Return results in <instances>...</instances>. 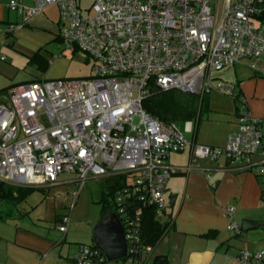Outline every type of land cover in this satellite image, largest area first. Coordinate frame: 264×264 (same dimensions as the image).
Instances as JSON below:
<instances>
[{
  "label": "built area",
  "instance_id": "obj_1",
  "mask_svg": "<svg viewBox=\"0 0 264 264\" xmlns=\"http://www.w3.org/2000/svg\"><path fill=\"white\" fill-rule=\"evenodd\" d=\"M82 1H9L25 20L56 5L60 41L92 61L87 76L44 78L0 95V182L39 187L73 174L75 198L90 178L117 180L109 203L123 229L125 258L145 264L155 247L143 240L145 210L153 207L159 220L165 215L164 193L177 171L225 157L231 168L261 177L264 198L260 117L239 110L235 130L219 146L188 137L192 121L165 123L142 107L151 80L162 90L216 91L243 102L236 83L218 74L235 65L258 69L257 60H264V0ZM184 150L190 152L188 167L168 162L171 153ZM234 211L230 205L225 213ZM69 220L68 213L60 217L62 233ZM227 228L241 232L234 220ZM73 260L105 264L107 258L94 243H81ZM238 260L259 264L264 250L240 249Z\"/></svg>",
  "mask_w": 264,
  "mask_h": 264
},
{
  "label": "crops",
  "instance_id": "obj_2",
  "mask_svg": "<svg viewBox=\"0 0 264 264\" xmlns=\"http://www.w3.org/2000/svg\"><path fill=\"white\" fill-rule=\"evenodd\" d=\"M9 1L0 0V95L17 85L65 77L62 54L49 48L55 42L60 44L58 7L49 5L25 20ZM21 1L28 6L34 3ZM10 24L18 26L7 32ZM239 66L244 69L226 68L218 75L236 83L243 102L232 97L234 109L218 103L222 93L206 94L199 122L190 119L193 131L186 132L188 137L198 143L224 145L236 128L239 110L244 108L262 119L264 129V60H257L259 69ZM233 71L234 78L227 77ZM168 162L188 167L189 150L171 153ZM197 164L169 178L164 193L165 215L160 219L166 223L165 231L145 264H241L240 249L264 250L261 177L231 168L225 157L201 159ZM70 178L39 187L7 184L19 190L13 194L0 187V264H77L73 256L81 243H94L93 228L103 213L101 210L97 218L85 220L73 218L69 211L66 232L58 229L60 217L67 214L63 208L72 205L64 194L71 190L74 176ZM230 205L235 207L232 216L225 213ZM231 220L241 225L238 235L227 228ZM244 221L252 225L244 229ZM105 264L136 263L121 258L106 260Z\"/></svg>",
  "mask_w": 264,
  "mask_h": 264
},
{
  "label": "trees",
  "instance_id": "obj_3",
  "mask_svg": "<svg viewBox=\"0 0 264 264\" xmlns=\"http://www.w3.org/2000/svg\"><path fill=\"white\" fill-rule=\"evenodd\" d=\"M151 93L148 97L142 101V107L157 117L159 120L165 123L176 122L180 125L181 122H185L190 119L197 120L199 122L202 114L200 106L205 103L204 95H196L191 93L182 92L176 88L162 90L156 86L153 80L150 81ZM106 193L103 192L105 199L102 204V213L112 209L109 203V197L113 194L117 180H107ZM0 187L7 189L5 192L13 194L17 189H13L12 186L7 185L4 182H0ZM107 195V196H106ZM166 223L155 218L153 207H149L145 210L143 217L142 236L145 243L156 245L164 234Z\"/></svg>",
  "mask_w": 264,
  "mask_h": 264
},
{
  "label": "rangeland",
  "instance_id": "obj_4",
  "mask_svg": "<svg viewBox=\"0 0 264 264\" xmlns=\"http://www.w3.org/2000/svg\"><path fill=\"white\" fill-rule=\"evenodd\" d=\"M90 2V0H83L82 4L87 5ZM60 44L58 45L57 42H55V45H51L49 48L52 53L62 54V60L61 66L62 69L65 70V77L67 78H78V77H84L90 74V68H91V61L92 59L89 57L88 59L80 54L78 51H72L69 49H66L63 45V43L60 41ZM234 69H244L241 68L239 65L233 66ZM235 72L233 71L227 77L234 78ZM211 93H220L213 91ZM220 97H217L218 103L221 105H225L227 107L231 106L235 109L236 102L233 100V98L227 94H219ZM213 96V95H212ZM138 117H135L134 123H137ZM75 177L73 174H62L58 177V180L67 179L70 177ZM71 179V178H70ZM76 179H72L71 181V190L68 192H65L68 197V203H73V207L65 206L63 208V211L65 213L69 214V211L73 218L76 217L77 219L83 218L85 220L93 218H97V215L102 210V204H104V197L103 192H105L106 189V182L103 180L101 181L98 178H90L88 179L85 184L80 188L77 196L73 197V192L76 190ZM32 192L35 191L34 189L31 190ZM39 192V191H37ZM62 192V191H61ZM39 193H42L41 191ZM106 193V192H105ZM56 194V193H54ZM64 195L63 193H61ZM107 196V195H106ZM110 197L109 195L107 196ZM56 199V198H53ZM75 199V201H74ZM70 201V202H69ZM106 202V201H105ZM47 210H50V206L48 205Z\"/></svg>",
  "mask_w": 264,
  "mask_h": 264
},
{
  "label": "water",
  "instance_id": "obj_5",
  "mask_svg": "<svg viewBox=\"0 0 264 264\" xmlns=\"http://www.w3.org/2000/svg\"><path fill=\"white\" fill-rule=\"evenodd\" d=\"M256 67L258 68L257 62ZM251 225V222L244 221L242 227L247 229ZM93 241L104 253L107 260L126 257L127 244L123 229L119 218L113 210H107L94 226Z\"/></svg>",
  "mask_w": 264,
  "mask_h": 264
}]
</instances>
